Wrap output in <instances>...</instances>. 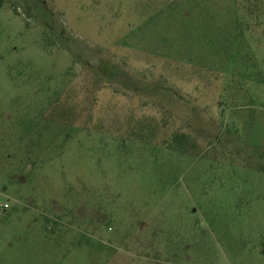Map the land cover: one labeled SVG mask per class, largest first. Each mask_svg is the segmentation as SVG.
Returning <instances> with one entry per match:
<instances>
[{
  "label": "rangeland",
  "instance_id": "374dc122",
  "mask_svg": "<svg viewBox=\"0 0 264 264\" xmlns=\"http://www.w3.org/2000/svg\"><path fill=\"white\" fill-rule=\"evenodd\" d=\"M35 1L0 4V264H264V0Z\"/></svg>",
  "mask_w": 264,
  "mask_h": 264
},
{
  "label": "trees",
  "instance_id": "16d2710c",
  "mask_svg": "<svg viewBox=\"0 0 264 264\" xmlns=\"http://www.w3.org/2000/svg\"><path fill=\"white\" fill-rule=\"evenodd\" d=\"M0 4H2V0H0ZM19 8H26L27 6L30 8V11L35 13L36 16H39L43 18L50 26H54V21H52L51 18L52 14L50 11H48L41 1H35V0H19V3L17 5ZM101 64V63H100ZM99 64V72L102 74L104 78H107L108 80L121 77L124 80V73L119 67H109L106 66L105 63ZM126 79V78H125Z\"/></svg>",
  "mask_w": 264,
  "mask_h": 264
},
{
  "label": "built area",
  "instance_id": "2783aa9c",
  "mask_svg": "<svg viewBox=\"0 0 264 264\" xmlns=\"http://www.w3.org/2000/svg\"><path fill=\"white\" fill-rule=\"evenodd\" d=\"M4 206H5L6 208H8V207H9V203H5Z\"/></svg>",
  "mask_w": 264,
  "mask_h": 264
}]
</instances>
